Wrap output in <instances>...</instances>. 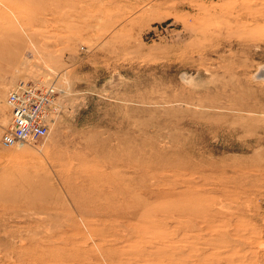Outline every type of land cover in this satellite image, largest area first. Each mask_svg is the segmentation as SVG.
Returning a JSON list of instances; mask_svg holds the SVG:
<instances>
[{
    "label": "rangeland",
    "instance_id": "rangeland-1",
    "mask_svg": "<svg viewBox=\"0 0 264 264\" xmlns=\"http://www.w3.org/2000/svg\"><path fill=\"white\" fill-rule=\"evenodd\" d=\"M260 67L264 0H0V136L56 88L0 145V264H264Z\"/></svg>",
    "mask_w": 264,
    "mask_h": 264
},
{
    "label": "built area",
    "instance_id": "built-area-1",
    "mask_svg": "<svg viewBox=\"0 0 264 264\" xmlns=\"http://www.w3.org/2000/svg\"><path fill=\"white\" fill-rule=\"evenodd\" d=\"M55 95L54 84L21 81L12 87L5 100L10 111L9 124L1 133L0 145H39L48 134V109Z\"/></svg>",
    "mask_w": 264,
    "mask_h": 264
},
{
    "label": "bare ground",
    "instance_id": "bare-ground-1",
    "mask_svg": "<svg viewBox=\"0 0 264 264\" xmlns=\"http://www.w3.org/2000/svg\"><path fill=\"white\" fill-rule=\"evenodd\" d=\"M257 74H259L260 76H262L263 77V75H264V67H260L259 68V71H258V73ZM259 76V77H260ZM264 78V77H263ZM23 147V146H22ZM18 148V147H17ZM42 188H40V190H41Z\"/></svg>",
    "mask_w": 264,
    "mask_h": 264
}]
</instances>
